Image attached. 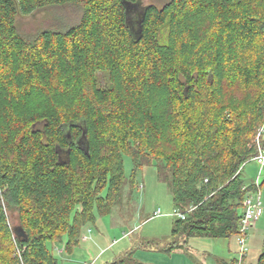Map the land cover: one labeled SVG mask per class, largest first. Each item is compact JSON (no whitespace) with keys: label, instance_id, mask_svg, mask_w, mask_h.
<instances>
[{"label":"trees","instance_id":"trees-1","mask_svg":"<svg viewBox=\"0 0 264 264\" xmlns=\"http://www.w3.org/2000/svg\"><path fill=\"white\" fill-rule=\"evenodd\" d=\"M138 1L0 0V264H58L54 244L79 245L147 165L186 214L166 251L238 233L239 169L264 123V0H168L136 16ZM38 11L51 25L22 31L18 15ZM131 255L105 264H141Z\"/></svg>","mask_w":264,"mask_h":264},{"label":"rangeland","instance_id":"rangeland-1","mask_svg":"<svg viewBox=\"0 0 264 264\" xmlns=\"http://www.w3.org/2000/svg\"><path fill=\"white\" fill-rule=\"evenodd\" d=\"M166 1L168 0H139L131 4H134V7L138 6L139 10L136 13L138 16L144 5L152 3L162 6ZM73 12L72 9H67L63 13L73 19ZM17 23L26 33L36 32L51 25V13L38 11L26 16L19 14ZM124 169L125 175L130 179L133 162L129 155L124 156ZM258 170L259 166L256 162L250 160L242 167L241 172L246 179H254ZM261 181L264 182V170ZM123 197V202L115 206L110 215L97 214L96 222L85 227L82 234L89 233L88 241L80 238V244L70 250L66 248V239L63 243L54 244L58 264H104L129 253H132L131 256L141 264H200L199 260L214 264L217 258L225 260L234 256L237 258L236 235L227 239L193 236L181 248L172 251L164 249L174 240L171 235L175 220L174 205L166 183L158 177L156 166L147 165L139 169L135 176L134 187H130L127 183L124 186ZM261 204L264 211L263 187ZM158 209H161L162 215L152 217L154 211ZM10 220L11 223L18 225L16 211L12 212ZM89 228L90 232H88ZM249 237L250 233L248 251L243 264H256L258 253L256 247L249 246ZM57 247L62 251L59 252ZM139 256H143L144 259Z\"/></svg>","mask_w":264,"mask_h":264},{"label":"built area","instance_id":"built-area-1","mask_svg":"<svg viewBox=\"0 0 264 264\" xmlns=\"http://www.w3.org/2000/svg\"><path fill=\"white\" fill-rule=\"evenodd\" d=\"M255 143L257 145V154L251 159L256 162L259 166L258 174L254 180L246 184L244 189L246 190L244 198V209L240 218L238 233L236 234V241L238 244V256L236 258L235 264H243L244 259L248 251V236L250 231L254 228L255 223L259 220L261 215V190H262V181L261 176L264 168V123L258 127ZM247 162L243 163L239 171L242 170V167L245 166ZM142 187V185H141ZM194 207H190L188 211H192ZM162 215L161 209L155 210L152 217ZM174 216L181 219L186 218V214L179 209H174ZM90 228L88 232H90ZM83 240L89 238V233H83L81 235ZM59 247H57L58 249ZM59 252L62 249H58Z\"/></svg>","mask_w":264,"mask_h":264},{"label":"crops","instance_id":"crops-1","mask_svg":"<svg viewBox=\"0 0 264 264\" xmlns=\"http://www.w3.org/2000/svg\"><path fill=\"white\" fill-rule=\"evenodd\" d=\"M263 170H264V168H263ZM243 178H244L246 184H249V183H251L254 180L253 178H247V179L245 177H243ZM262 187L264 188V182L262 184ZM16 226H18V225H16ZM249 246H251L252 248L256 247V250H257V253H258V256H257V260H258L259 255L264 251V211H262V204H261V215H260V218L255 223L254 228L250 232ZM139 257L141 259H144L143 256H139ZM233 259H235V256L233 258H231V259L229 258V259H226V260L232 261ZM220 260H222V258L215 259L216 262L214 264H216ZM199 262L203 263V264H207V263H205L204 261H201V260H199ZM256 263H257V261H256Z\"/></svg>","mask_w":264,"mask_h":264},{"label":"water","instance_id":"water-1","mask_svg":"<svg viewBox=\"0 0 264 264\" xmlns=\"http://www.w3.org/2000/svg\"><path fill=\"white\" fill-rule=\"evenodd\" d=\"M16 233L18 234V235H22L23 234V229H22V227L21 226H16Z\"/></svg>","mask_w":264,"mask_h":264}]
</instances>
